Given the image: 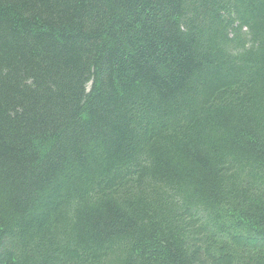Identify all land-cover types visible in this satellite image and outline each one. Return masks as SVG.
<instances>
[{
    "label": "trees",
    "instance_id": "obj_1",
    "mask_svg": "<svg viewBox=\"0 0 264 264\" xmlns=\"http://www.w3.org/2000/svg\"><path fill=\"white\" fill-rule=\"evenodd\" d=\"M0 264H264V0H0Z\"/></svg>",
    "mask_w": 264,
    "mask_h": 264
}]
</instances>
